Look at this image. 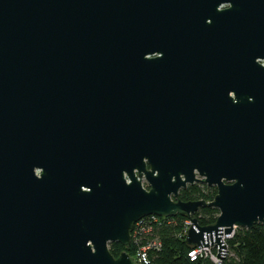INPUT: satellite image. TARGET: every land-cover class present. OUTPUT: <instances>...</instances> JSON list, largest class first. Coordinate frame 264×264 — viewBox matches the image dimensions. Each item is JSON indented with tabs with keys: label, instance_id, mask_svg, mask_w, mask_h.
<instances>
[{
	"label": "water",
	"instance_id": "obj_1",
	"mask_svg": "<svg viewBox=\"0 0 264 264\" xmlns=\"http://www.w3.org/2000/svg\"><path fill=\"white\" fill-rule=\"evenodd\" d=\"M263 63L264 0H0V264H136L108 244L203 207L224 258L264 226Z\"/></svg>",
	"mask_w": 264,
	"mask_h": 264
},
{
	"label": "trees",
	"instance_id": "obj_2",
	"mask_svg": "<svg viewBox=\"0 0 264 264\" xmlns=\"http://www.w3.org/2000/svg\"><path fill=\"white\" fill-rule=\"evenodd\" d=\"M216 195V188L203 183H196L179 191L177 199L182 202L205 201L211 202ZM219 212L213 207H203L196 212L197 223L201 227L215 223ZM183 217H169L158 226L152 228L151 238L161 243L160 250L149 251L151 264H212L208 261L191 262L187 257L190 247L178 238L182 232ZM229 255L222 264H264V226L254 224L250 229L237 228L234 237L228 242ZM137 246L133 243L128 248L118 242L108 244L110 254L117 258L122 252L134 255Z\"/></svg>",
	"mask_w": 264,
	"mask_h": 264
},
{
	"label": "built area",
	"instance_id": "obj_3",
	"mask_svg": "<svg viewBox=\"0 0 264 264\" xmlns=\"http://www.w3.org/2000/svg\"><path fill=\"white\" fill-rule=\"evenodd\" d=\"M142 187L145 190H149L148 184L141 180ZM169 217H158L155 215L144 216L137 220L131 229L130 232V244H134L137 246L136 250L134 251V255L132 258L134 259L136 264H151L148 252L149 251H159L161 248V243L156 238L149 239L152 236V228L154 226H158L164 221L168 220ZM190 220L196 219V213L194 215H190ZM187 217H183L182 221V232L178 236V238L185 241L188 229L191 226V221ZM237 228H233L230 234H222L221 241L225 245L226 255L224 258H217V247L215 245L207 247H200V246H189L190 249L187 252V257L191 262H204L208 261L212 264H222L225 258L229 255V247L228 242L234 237ZM153 237V236H152Z\"/></svg>",
	"mask_w": 264,
	"mask_h": 264
},
{
	"label": "flooded vegetation",
	"instance_id": "obj_4",
	"mask_svg": "<svg viewBox=\"0 0 264 264\" xmlns=\"http://www.w3.org/2000/svg\"><path fill=\"white\" fill-rule=\"evenodd\" d=\"M220 8H224V6L223 7H220ZM38 174V173H37Z\"/></svg>",
	"mask_w": 264,
	"mask_h": 264
},
{
	"label": "rangeland",
	"instance_id": "obj_5",
	"mask_svg": "<svg viewBox=\"0 0 264 264\" xmlns=\"http://www.w3.org/2000/svg\"><path fill=\"white\" fill-rule=\"evenodd\" d=\"M264 64V63H263Z\"/></svg>",
	"mask_w": 264,
	"mask_h": 264
}]
</instances>
